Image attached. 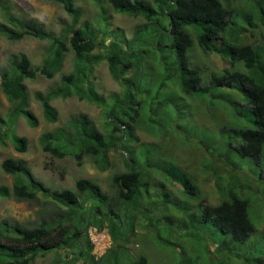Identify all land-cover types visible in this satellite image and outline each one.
Returning a JSON list of instances; mask_svg holds the SVG:
<instances>
[{
    "label": "trees",
    "instance_id": "trees-1",
    "mask_svg": "<svg viewBox=\"0 0 264 264\" xmlns=\"http://www.w3.org/2000/svg\"><path fill=\"white\" fill-rule=\"evenodd\" d=\"M47 1L60 4L70 18V23L58 35L35 19L13 13L7 0H0V35L14 42L32 37L49 43L47 56L36 67L23 53L11 54L7 64L0 67V89L10 103L7 114L0 115V139L4 136L20 154L30 150L29 140L15 131V123L21 116L30 127L37 126V119L29 109V94L24 82L36 81L38 77L50 80L60 74L56 84L35 94L45 119L53 123L58 120L51 101L76 96L80 101L86 100L104 109V125L98 128L86 114L71 116L62 127L40 135L41 151L58 159L72 156L79 164L87 157L100 170L110 167L107 159L110 152L115 151L123 157L127 169L111 176L109 187L114 193L109 195L90 179L77 180L73 190H51L33 176L24 160L3 159L2 172L15 178L11 189L0 185V198L32 202L44 196L48 199L45 204L56 206L59 213L34 226L0 220V264H31L38 256L49 252L58 255L52 264H151L149 252L143 250L142 243L137 258L127 247L138 221L146 222L150 217L152 210L143 206V201L152 198L153 192L163 198L162 205H177L175 196L161 192L165 187L161 178L177 185L178 191L182 188L185 193L199 194L198 186L194 185L200 181L197 175L187 174L174 160L161 156L163 148L160 145H141L136 134L140 123L144 122L151 134L161 135L163 132L158 131L164 126L160 114L166 111L167 115L169 109L176 106L178 94L196 97L208 106L201 100L207 94L212 103H222L226 108L228 105L236 116L252 126L234 130L232 137L238 138L239 142L235 140L238 144L231 140L224 143L213 136L212 162H207L203 168L220 202L217 205L199 202L200 215H187L178 223L180 229L192 226L203 229L204 225H210L223 235H229L231 242L243 243L254 231L247 215L249 202L236 192L243 185L233 175L234 171L224 176L225 182L218 168L232 162L235 153L242 158H253L257 164L260 161L264 145V33L260 35L237 26L232 18L240 7L237 4L233 7L228 0L224 2L226 6L221 0H155V5L145 0H106L115 12L132 18L141 16L148 22L143 27L151 28L152 49L166 46L174 54L179 89L176 95L166 93L164 98H156L154 105L161 110L157 113L139 98L143 94L140 86L145 70L149 69L146 68L148 61L152 57L157 59L154 51L148 48L134 51L132 44L138 41L135 37L127 39L119 30L108 32L101 0L93 1L100 12L99 22L105 21L102 29L89 21L80 22L82 11L75 0ZM254 3L258 8V25L264 30V0H254ZM244 18L254 26L250 15ZM194 40L198 49L205 53L217 52L221 59L229 62L230 68L203 78L199 66L192 67L188 57V52L196 48H192ZM96 49L100 50L97 54L94 53ZM68 52L73 53V67L62 73ZM101 62L107 63L112 79L122 87L121 93L109 99L98 92L92 79L95 67ZM168 65L165 62L166 71ZM215 106H208V111ZM0 144L4 145V141L0 140ZM217 160L221 162L218 168L214 165ZM148 185H152L154 191L147 188ZM175 223L177 218L173 216L170 224L174 226ZM89 228L105 232L110 239V247L99 257L92 253ZM197 235L199 241L203 240L199 232ZM207 248L211 254L215 249L222 252L228 249L223 242L215 241L207 243ZM60 251L66 252L64 259ZM181 260L182 264H188L185 257Z\"/></svg>",
    "mask_w": 264,
    "mask_h": 264
},
{
    "label": "rangeland",
    "instance_id": "rangeland-1",
    "mask_svg": "<svg viewBox=\"0 0 264 264\" xmlns=\"http://www.w3.org/2000/svg\"><path fill=\"white\" fill-rule=\"evenodd\" d=\"M75 1L82 11L80 22L89 21L97 29H102L101 27L104 26L105 21L99 22L100 12L94 1ZM101 1L104 2L108 32L119 30L123 32L127 39L135 37L138 41H134L132 44L134 51L138 48H148L154 51L158 60L153 57L149 59V64L146 66L149 69L145 70L146 73L141 80L140 88L143 94L139 98L145 102L147 107H152V110L157 113L160 112L158 105H154L156 98H164L166 93L176 95L179 89L174 54L166 46L160 50L151 48L154 36L150 34L151 28L149 26L148 29L143 27L148 23L143 17L132 18L117 13L107 4L106 0ZM145 1L155 5V0ZM221 1L226 6L224 3L226 0ZM228 1L233 7L236 4L240 7L232 18L237 26L253 30L258 34L264 33L261 25H258L259 14L254 0ZM7 2L10 4L13 13L37 20L47 30L54 32L55 35L60 34L62 28L70 23L69 16L60 4L47 0H7ZM246 15L252 17L253 27L250 26L249 22H246L244 18ZM0 19H2L1 12ZM161 20L166 24L164 18ZM259 38L261 37L259 36ZM48 46V41L32 37H25L14 42L0 35V67L7 64L11 54L18 53L28 56L33 66L36 67L43 63L44 58L47 56L46 49ZM197 47L198 45L194 40L192 47L194 49L188 52V57L192 67L197 68L199 66L203 78H209L212 73L230 68L229 62L221 59L217 52L205 53ZM99 52V49L94 51L96 54ZM165 62L169 63L167 71L164 69ZM72 67L73 53L68 52L62 73L69 72ZM238 67L242 69L241 65H238ZM59 76L60 74L50 80L38 77L36 81L26 80L24 82L29 94L30 110L39 123L36 129L32 130L28 127L24 117H20L17 121L16 133L21 137H26L31 143L30 150L25 154L17 153L11 143L4 136H1L2 139L0 140L4 141V145L0 144V164L3 159L9 157L24 160L33 176L51 190H73L77 180L90 179L97 182L109 195H112L114 191L109 187L111 176L127 169L123 157L118 152H110L107 159L110 167L106 170H100L93 160L87 157L83 158L79 164L72 156H66L63 159L51 157L43 153L38 146L40 135L62 127L71 116L86 114L98 128L104 125V109L86 100L80 101L76 96L66 99L58 98L52 101V106L57 110L58 120L56 123H51L45 119L42 105L35 99V94L45 92L50 85L56 84ZM163 77H165L164 81L162 80ZM92 79L98 92L103 94L106 99L122 91V87L112 79L106 62H101L95 67ZM178 96L179 99H177ZM178 96H175L177 99L176 106L170 108L167 115L166 111H162L160 114L161 125L164 126L163 129L158 126L161 129L158 132H163L161 135L156 137L151 134L144 122L140 123L141 126L139 125L136 134L141 145H160L163 148L161 156H167L170 160H174L187 174L197 175V180L201 182H195L194 185L198 186L199 194L195 196L185 193L182 188L181 191H178L179 187L177 185L171 184L168 179L161 178L160 181L165 186L161 192L165 191L175 196L177 205L171 207L172 204H167L165 207L164 204L162 205L163 198L157 197L153 192L152 198L143 201V206L152 211L146 222H142V219L138 221L127 246L131 255L134 258L138 257L142 243L143 250L147 249L149 252L148 258L151 264H182L181 259L184 257L188 259V264H264V145L258 164L253 158H242L236 153L232 156V162L221 164V166L218 165L221 163L218 160L214 162L216 168L219 166L218 171H221L223 181L226 182L224 176L228 175V172L234 171L232 172L233 175L238 177L243 185L237 188L236 192L240 198L248 200L247 215L254 228L253 233L243 243L231 242L229 235H223L210 225H202L203 229H197L194 226L187 229L179 228L178 223L182 218H187V215H200L199 202L210 205H217L220 202L216 188L203 168L207 162H212L213 136L217 137L218 140L220 138L224 143L231 140V142L238 144V138L232 137L234 136V130L252 128V126L242 117L236 116L228 105L226 108L222 103H212V98L207 94L200 99L208 106L211 104L216 105L210 111H208V106L197 101L196 97L182 94H178ZM239 98L241 97L237 99ZM9 108L10 103L0 89V115L7 114ZM180 139L187 142V144H182ZM235 140L238 142H235ZM162 158L164 159V157ZM233 166L236 167V170L232 169ZM14 178V176L2 172L0 168V185L11 189ZM247 186H252V190ZM148 187L154 191L152 185H148ZM47 200L44 196H39L38 200L32 202L17 201L13 198H0V220L18 222L28 226L37 225L42 219H49L50 216L59 213L56 206L49 203L45 204ZM173 216L177 218V223L171 226L170 218ZM197 232L203 240H198ZM88 235L93 244L92 253L97 257L110 247V239L105 232L98 233L94 228H89ZM211 241L223 242L228 249L223 252L215 249L213 254L208 253L207 243L209 244ZM59 255L61 259H64L66 252L60 251ZM57 257L58 255L55 252H49L43 256H38L31 264H52Z\"/></svg>",
    "mask_w": 264,
    "mask_h": 264
},
{
    "label": "clouds",
    "instance_id": "clouds-1",
    "mask_svg": "<svg viewBox=\"0 0 264 264\" xmlns=\"http://www.w3.org/2000/svg\"><path fill=\"white\" fill-rule=\"evenodd\" d=\"M55 100H56V99H55ZM53 101H54V100H53ZM51 103H52V101H51ZM51 103H50V104H51ZM51 105H52V104H51ZM29 109H30V107H29ZM42 112H43V110H42ZM5 115H6V114H5ZM5 115H3V116H5ZM21 117H22V116H21ZM19 118H20V117H19ZM19 118H18V119H19ZM35 118H36V116H35ZM18 119H17V121H18ZM36 119H37V118H36ZM17 121H16V123H15V131H16V124H17ZM25 122L27 123L28 127H29L30 129H32V130L36 129V127L38 126V123H39V122H38V119H37V126H36L35 128H32V127L29 126V124H28V122H27L26 120H25ZM48 122H49V121H48ZM51 123H53V122H51ZM16 134H17V133H16ZM17 135H18V134H17ZM16 152H17V151H16ZM17 153H19V152H17ZM19 154H20V153H19ZM218 204H219V203H218Z\"/></svg>",
    "mask_w": 264,
    "mask_h": 264
}]
</instances>
